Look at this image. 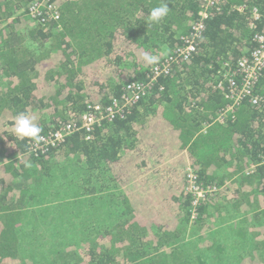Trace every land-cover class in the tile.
<instances>
[{
    "label": "trees",
    "instance_id": "1",
    "mask_svg": "<svg viewBox=\"0 0 264 264\" xmlns=\"http://www.w3.org/2000/svg\"><path fill=\"white\" fill-rule=\"evenodd\" d=\"M31 1L0 0V264H264V111L245 99L218 121L229 98L216 86L223 62L235 66L255 47L264 22L252 27L250 10L263 12L264 0H222L194 38L197 51L124 117L38 153L15 137L18 113L35 117L43 135L80 120L91 103L108 105L129 82L147 83L153 65L143 53L161 63L192 38L201 0H166L168 16L151 25L150 10L164 0H53L59 24L32 20ZM255 92L264 95V70ZM169 147L187 149L186 166L220 186L194 218L184 160ZM142 151L147 159L128 173L136 156L125 157ZM140 170L165 177L166 187L154 193ZM38 208L46 220L35 225ZM48 220L65 231L52 236L60 245L50 257L33 250L56 229Z\"/></svg>",
    "mask_w": 264,
    "mask_h": 264
},
{
    "label": "built area",
    "instance_id": "2",
    "mask_svg": "<svg viewBox=\"0 0 264 264\" xmlns=\"http://www.w3.org/2000/svg\"><path fill=\"white\" fill-rule=\"evenodd\" d=\"M222 0H201L198 17L192 24L193 37L185 38L183 46L178 47L175 52L166 57L161 63L152 66V73L147 83L132 81L124 85V91L115 97L108 105L101 103H91L88 105L80 120L62 122L46 134L44 140L39 143H30V151L38 153L46 151L50 146H56L65 141L72 133L84 130L86 139L93 137V131L104 119L112 121L119 117H124L129 111L128 106L138 102L140 98L152 87L157 78L165 73H170L172 65H179L188 60L197 51L195 37L202 35L206 28L205 20L209 17V12L218 7ZM28 14L37 23L46 24L49 22L59 24L62 19L60 7L53 0H33L28 5ZM245 11L246 5L238 7ZM252 23L256 28L257 21L264 22V11L259 7H252L250 10ZM255 47L248 54L239 58L233 66L230 61L223 62L220 75L222 76L217 87L222 88L229 98L228 103L220 110L218 121L224 122L227 117L234 114L238 106L249 99L254 106L264 111V95L255 92V86L264 70V26L254 35ZM235 67V69H233ZM256 165H252L248 173L253 172ZM186 190L193 195V211L191 217L197 216L196 206L207 196L213 195L220 190L217 184H203L198 171L193 165L185 167Z\"/></svg>",
    "mask_w": 264,
    "mask_h": 264
},
{
    "label": "clouds",
    "instance_id": "3",
    "mask_svg": "<svg viewBox=\"0 0 264 264\" xmlns=\"http://www.w3.org/2000/svg\"><path fill=\"white\" fill-rule=\"evenodd\" d=\"M169 12L170 8L168 3L164 0L159 6L150 10L146 21L147 25L160 23L168 16ZM142 59L148 65L159 63V57L157 55H151L147 52L143 53ZM13 129L17 139H27L29 143H39L44 140V136L42 135L43 128L36 122L35 117L27 112H20L16 115Z\"/></svg>",
    "mask_w": 264,
    "mask_h": 264
},
{
    "label": "rangeland",
    "instance_id": "4",
    "mask_svg": "<svg viewBox=\"0 0 264 264\" xmlns=\"http://www.w3.org/2000/svg\"><path fill=\"white\" fill-rule=\"evenodd\" d=\"M46 212L47 211L45 210V208L44 209H42V208L35 209V225H36V223L37 224L39 223L38 220L39 221L46 220V218L44 216V214ZM57 215H58V213H57V211H55V214H53V217H56ZM81 215H83V212H81ZM48 222L55 224V225H53V226L51 225V226L52 227L56 226V229L55 230L53 229V232H52L50 237L45 236V239L43 241H40L42 239L36 238L34 249H33L35 253H40L41 255H44L46 257H50L51 255L56 254L58 249H59L60 244H57V242H55V240H54L55 238H53L52 236L54 235L56 237V234H58V232L61 234V231H62V234H61L62 236L65 234V231H63V229H61V231L59 229L60 225H63L64 222L58 223L56 220L55 221L48 220ZM48 227L49 226H45V229L47 230ZM65 227H68V226L65 225L63 228H65ZM37 230H38V233H40L41 232V226H39ZM81 242H84V240L82 239Z\"/></svg>",
    "mask_w": 264,
    "mask_h": 264
},
{
    "label": "crops",
    "instance_id": "5",
    "mask_svg": "<svg viewBox=\"0 0 264 264\" xmlns=\"http://www.w3.org/2000/svg\"><path fill=\"white\" fill-rule=\"evenodd\" d=\"M210 124V123H209ZM167 129V128H166ZM206 129V128H205ZM168 131H170V129H167ZM163 131V130H162ZM159 133V132H158ZM161 133V132H160ZM174 135V134H173ZM145 140H147L146 138H144ZM154 139V138H153ZM148 141V140H147ZM174 147V146H173ZM173 147H169L168 148V150H167V153H168V155H169V157H171V156H175V157H181L183 160H184V163H185V165H184V167L186 166V164L191 160L190 159V155H189V152H188V150L187 149H183V150H181V151H173L172 153H171V150H172V148ZM136 156V157H135ZM129 158L130 159V157L133 159L134 157H135V159L134 160H132V161H130V162H133L132 163V165H131V167H130V171L128 172V173H136L135 171H134V164H136L137 162H139L141 159H147V157H146V154H143V151H142V156H138V155H136L135 153H130V154H128L126 157H125V160H126V158ZM129 162V163H130ZM160 166H162L163 168H166V171H165V173L167 174L168 173V171H169V169H167V165H165V164H162V165H160ZM140 172L142 173V177L143 176H145V177H148V178H151L152 179V185H153V188H152V190H153V192L155 193V188L159 185L160 187L161 186H163L164 185V187H166L165 185H166V178L165 177H160L159 175H154V174H152V175H149V176H147V175H144L143 174V172H142V170H140ZM248 173V172H247ZM233 177V176H232ZM234 178H237V175H235L234 176ZM164 187H163V189H164ZM163 189H160L157 193H156V196H155V202H161L162 201V199H163V192H164V190Z\"/></svg>",
    "mask_w": 264,
    "mask_h": 264
}]
</instances>
